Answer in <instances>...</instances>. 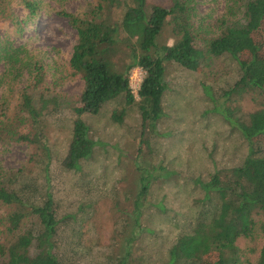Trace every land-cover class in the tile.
<instances>
[{
    "label": "rangeland",
    "instance_id": "rangeland-1",
    "mask_svg": "<svg viewBox=\"0 0 264 264\" xmlns=\"http://www.w3.org/2000/svg\"><path fill=\"white\" fill-rule=\"evenodd\" d=\"M96 1L0 0V38L16 49L18 58L11 63L0 57V118L14 115L23 92L31 94L35 103L44 97L58 101L57 112L45 119V135L52 155L51 190L63 219L62 255L74 264H111V257L125 254V238L133 236L131 264H164L177 231L194 212L190 204L202 196L193 180L237 166L247 153L237 130L224 119L225 108L239 107L246 114L258 108V101L252 94L224 101L223 92L238 76L236 63L228 55L208 59L200 71L167 63L162 116L155 123H143L136 90H132L133 103L118 96L96 114L83 113L96 145L79 172L66 170L62 163L75 118L73 108L80 106L84 82L71 74L69 60L77 32L60 12L90 18ZM26 2L34 4L33 13ZM148 2L165 4L166 0ZM188 3L197 48L220 32L223 19L227 23L235 19L238 6L234 0ZM156 41L172 43L170 25ZM33 151L34 146L27 142L2 138V178L28 165ZM147 170L156 180L136 224L134 201L141 172ZM7 210L0 204V216ZM146 230H156L162 237L144 234ZM263 241L258 230L253 237L237 240L247 264H257Z\"/></svg>",
    "mask_w": 264,
    "mask_h": 264
},
{
    "label": "trees",
    "instance_id": "trees-1",
    "mask_svg": "<svg viewBox=\"0 0 264 264\" xmlns=\"http://www.w3.org/2000/svg\"><path fill=\"white\" fill-rule=\"evenodd\" d=\"M188 1L97 0L90 18L60 12L77 32L69 60L71 74L84 82L78 97L80 106L73 108L75 118L62 164L68 171L79 172L82 161L93 153L96 141L81 117L83 113L96 114L118 96H124L127 104L135 101L129 85L132 68L139 66L144 71L137 106L143 123L151 124L163 114L167 63L200 71L208 59L230 56L238 76L223 92L224 101L246 94L258 101V108L246 114L228 105L223 114L245 142L247 153L241 164L218 169L207 179L193 180L202 196L190 204L194 212L177 231L164 264H247L237 240L253 237L256 230L264 237V0H234L238 5L235 19L229 23L223 19L220 32L201 48L194 44ZM26 6L34 12L33 3L26 2ZM168 25L172 43L158 44L157 37ZM0 57L11 63L18 59L16 49L1 38ZM37 75L41 77L39 71ZM57 110L55 97L35 103L31 94L23 92L14 115L0 118V140L10 138L34 146L28 165L5 178L0 171V204L8 209L0 216L4 237L0 264H74L59 251L63 219L50 185L52 155L45 119ZM155 180L149 170L141 172L133 209L136 224ZM145 233L161 236L156 230ZM125 240V254L111 257V264H131L134 260L130 246L135 237ZM257 264H264V241Z\"/></svg>",
    "mask_w": 264,
    "mask_h": 264
},
{
    "label": "built area",
    "instance_id": "built-area-1",
    "mask_svg": "<svg viewBox=\"0 0 264 264\" xmlns=\"http://www.w3.org/2000/svg\"><path fill=\"white\" fill-rule=\"evenodd\" d=\"M132 70L133 72H130L131 74L129 75V85L132 90L138 91L144 76V71L139 66L134 67Z\"/></svg>",
    "mask_w": 264,
    "mask_h": 264
}]
</instances>
